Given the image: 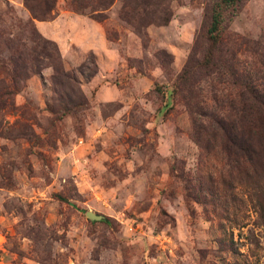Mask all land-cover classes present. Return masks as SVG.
I'll use <instances>...</instances> for the list:
<instances>
[{
  "label": "rangeland",
  "instance_id": "rangeland-1",
  "mask_svg": "<svg viewBox=\"0 0 264 264\" xmlns=\"http://www.w3.org/2000/svg\"><path fill=\"white\" fill-rule=\"evenodd\" d=\"M246 82L264 0H0V264H264V135L236 164L215 130Z\"/></svg>",
  "mask_w": 264,
  "mask_h": 264
},
{
  "label": "trees",
  "instance_id": "trees-1",
  "mask_svg": "<svg viewBox=\"0 0 264 264\" xmlns=\"http://www.w3.org/2000/svg\"><path fill=\"white\" fill-rule=\"evenodd\" d=\"M234 0H224V3H233ZM24 6L31 12L33 17L38 18H46L50 14V10L53 6V0H43L42 6L36 7L35 4L31 2V0H23ZM220 23V15L218 11H214L211 15L209 28H208V39L211 41V43H215L217 41V29ZM213 45V44H212ZM209 57V51L206 54V58L202 60L201 65L203 67L208 66L210 59ZM49 58V57H48ZM91 67L89 72L86 74V76H91L96 71V64L94 62V59H91ZM84 64H82L83 67ZM53 66V65H52ZM54 67V74L52 75V82L57 84H66L70 85L73 82L74 79L67 74L62 72L60 68ZM37 72V71H32ZM26 74V71H24ZM83 73V71H82ZM185 73V66L182 70L181 75ZM245 89L248 92L249 97L247 98V101L242 104L241 108H234L230 110V112H226L225 117H221L216 120V132L219 135V138L222 139L221 144V151L224 152V154L229 158L230 162H234L236 164L241 163L242 161H247L250 163L253 160V156L255 153V147H254V141L255 139L259 140V137L263 134L261 131H259V126L257 127V122L255 123V114L259 111L256 107L261 104H264V95L262 93L258 94V91L256 90V86L252 84L251 82L245 83ZM75 95V94H74ZM244 95V99L246 98V95L244 93L241 94V96ZM77 94V98H78ZM71 97L66 96V104L62 105V108L64 107V110H68V104ZM72 99V98H71ZM78 101L73 102L74 105H78L80 103V99H77ZM68 101V102H67ZM82 97H81V103L82 104ZM262 129V128H261Z\"/></svg>",
  "mask_w": 264,
  "mask_h": 264
},
{
  "label": "water",
  "instance_id": "water-1",
  "mask_svg": "<svg viewBox=\"0 0 264 264\" xmlns=\"http://www.w3.org/2000/svg\"><path fill=\"white\" fill-rule=\"evenodd\" d=\"M85 216L88 217L89 219H99L101 217L100 215H96L91 211H86Z\"/></svg>",
  "mask_w": 264,
  "mask_h": 264
}]
</instances>
